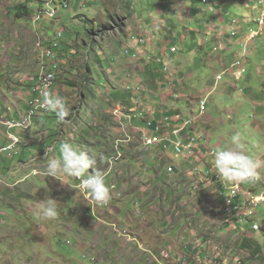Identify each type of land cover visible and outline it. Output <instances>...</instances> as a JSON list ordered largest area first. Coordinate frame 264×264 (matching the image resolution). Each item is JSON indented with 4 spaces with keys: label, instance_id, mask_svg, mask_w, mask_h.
I'll use <instances>...</instances> for the list:
<instances>
[{
    "label": "rangeland",
    "instance_id": "1",
    "mask_svg": "<svg viewBox=\"0 0 264 264\" xmlns=\"http://www.w3.org/2000/svg\"><path fill=\"white\" fill-rule=\"evenodd\" d=\"M38 1L40 0L25 7L22 4L24 0H0V117L7 118L8 115L11 117L15 114L18 116L17 110L21 111L22 103L28 110L29 104L25 101L34 89L33 82L38 74L44 39L47 46L59 45L60 48L57 50L63 52L62 58L65 63L69 64L67 69L73 66L69 76L71 81L67 79V82H74L78 85L79 94L73 93V89H70L72 86L69 84L63 85L57 82V86L54 87L56 92L67 88L63 91L65 94L63 101L69 99L68 103H65L69 116L63 122H60L57 117L48 118L47 128L50 129L45 128L44 131L38 130L41 124V120H38L37 126L32 128L34 132L32 136L22 139L28 148L18 145L14 151L2 150L0 152V264H126V262L129 264L127 256L129 249L121 254L107 255L108 260H100L91 248V243L99 240L98 236L101 231L96 232L95 228L102 229L106 227V224H103L101 228L97 227L99 224L96 223L101 219L97 215L101 214L97 212L96 219L90 215V207L85 202V189L81 187L80 181L75 180L71 182L72 184L68 181L63 183L47 175L45 169L51 156L44 154L50 146L49 142L53 140L51 144L54 143L56 137H50L46 147L47 141L45 140L54 130H60L61 135L56 138V150L53 157L60 158L59 149L63 142L78 146L89 155L93 153L98 158L103 157L106 152L103 159L107 161L109 157L112 162L103 163L101 170L109 172L105 175L107 178L105 182L110 189L117 185V182L120 186L129 183L139 184L138 186L142 187L158 180L159 184L168 181L177 185L182 189L178 194L183 197L182 201H185L182 217H192L197 221L199 236L214 234L215 239L212 243L221 250H226L224 251L226 257L244 258L245 255L243 256L240 251V243L245 233L232 228L228 230L222 226L223 221L216 207L217 193L201 195L202 190H199L200 193L194 190L196 186L201 187L207 184L201 178L199 171L190 175L191 171L189 172L186 168L192 167L190 164H197L196 166L204 168L199 163L202 152L184 155L178 153L179 158H176L175 163L184 164L186 170L183 169V174L178 173L172 176L165 174V170L163 171L165 167L167 172L168 170L174 172V168L169 166L173 165L171 159H162L161 163L164 166L158 165L157 167H153L148 161V158L157 157V153H160L159 149L152 153V148H146L148 155L145 161L142 151L145 147L139 142H134L131 146L132 144H129L134 139H125L126 134L123 130H128L125 127L126 117L114 115L116 107L124 105L125 103H122L124 101L128 100L135 105L131 98L122 100L123 89L128 83L122 88H113L114 86L120 87L121 80L127 82L126 75L121 73L119 80H110L107 70H114L113 65L124 61L122 58L133 59V55L126 54V47L128 43L137 40L133 38L137 33L133 27L138 24L141 28L140 38L147 40V43H140L138 40V45L143 48L151 45V48L155 49L150 64L153 61V65L163 72L165 71L162 69V64L156 60L163 59L172 65H168L165 74L166 79L171 81V90L167 91L166 86H163V93L168 94L166 95L168 98L163 99L160 105L171 106L174 113L172 116L175 115L177 107L182 108L187 118L191 120L190 128L198 131L202 138L201 143H208L211 149L220 150L228 147L231 135L240 132L248 154L264 164V28L254 22L250 23L251 20L262 16L258 14L263 8L261 3H258L254 10L252 4H255L256 0L251 2L249 0H209L212 4H220L218 10H231L229 18L234 17V20H237L244 12L249 14L244 18L245 24L238 22L237 35L228 38L223 35V33H231L227 29L209 27L208 30L205 27V22H209L208 19L216 22L217 16L209 12L211 5L194 4L193 0H122L119 5L115 4L112 10L107 9L109 2L105 0H69V8L63 7V0H57L54 5L58 9L56 18L43 15V19L34 22L37 11L42 7ZM129 1H132L131 10L126 7ZM19 3L22 6L20 8ZM171 3H176V5L173 4L177 7L176 10L170 7ZM43 6L46 4L44 3ZM199 6L203 11L201 10L197 15L190 16L182 11L187 8L196 10ZM130 14H135L133 21L130 19L132 16ZM162 16L166 20L164 27L156 19ZM126 24L130 26V30L128 33H121V39L113 36L107 37L102 40V43L99 42L97 54L92 51L89 53L90 58L86 57L96 81L91 88V79L89 89H87L84 85L87 62L82 61V51H89L86 43H89L94 33L101 35L104 28L114 27L123 30ZM63 30V37L60 38L58 34ZM191 30H196V32L192 33ZM242 31L244 33L247 31V37L240 41L236 38H239ZM126 35H128L127 40ZM166 40L172 41H167V48L158 47V44ZM254 41L255 45L252 44ZM96 47L95 43L94 49ZM173 48L177 51L172 52ZM76 49H81L79 55L75 54ZM165 50L169 51L165 53ZM241 57L248 61L250 69L245 76L251 75L252 84L247 78L241 79L242 81L235 80L231 73L225 74L224 79L220 80V75L225 72L224 67L232 66L235 60ZM221 61L226 66H222ZM133 62L135 70L131 66L126 68L127 73H133V82L137 83L138 79L142 78L145 80L143 84L146 85L149 75L143 71V67L147 61L140 57ZM127 64L129 65V62ZM60 66L65 67V64L60 62ZM174 69L179 70L178 73H175ZM177 79H184L182 86L184 85L188 90L182 86L179 88L175 86ZM227 79L230 80L225 83ZM249 90L254 94L249 95ZM206 96L209 102L206 109L207 114L205 112L201 114L199 99ZM249 100L263 102V107ZM147 101L153 103V99L152 101L147 99ZM174 103L177 106L173 105ZM167 109L168 107L164 111L166 112ZM169 119L171 120V115ZM183 124L186 125V123ZM5 126L0 122V149L5 143V137L9 135ZM88 129H91L88 134H81V132L87 133ZM14 131L18 133V130ZM94 133L100 136L97 137L98 140L101 139L97 142L100 151L95 150ZM67 136L68 138L64 140ZM121 140L125 147L122 153L117 155L114 151L116 147L121 146ZM18 151L20 155L13 159L11 155L14 156ZM36 155L38 157L34 158ZM182 158L187 160L184 161ZM112 168L116 169L111 172ZM34 169L36 174H34ZM152 169L157 170L156 174L153 175ZM89 173H93L92 168L89 169ZM210 173H216V170L213 169ZM64 184L67 186L65 187ZM230 184L228 182V185ZM242 186H244L243 183ZM256 187L264 191V180L257 182ZM119 190L117 186L113 191L115 200L120 202L114 201L111 197L108 205L120 203L119 213H125L121 222L126 225L127 231L132 233L128 230L129 226L136 227L131 229L134 231L140 229L139 239L149 248H151L149 244L162 246L165 239L172 240L173 248L167 250L171 256L164 260L163 264H175L174 260L177 258L173 252L176 246L175 253L177 254L188 256L193 254L192 247L196 246L194 243L184 244L179 238L167 232L170 229L174 230L175 218L171 217L170 223L166 225L169 228L164 227L163 229L164 217L167 218L171 213L169 211L161 213L155 208L164 204L166 192L157 199L155 207L151 205L136 207L135 203L127 204L128 199L124 197V194L122 198H117L116 195L121 192ZM156 195L157 191L153 200L156 199ZM228 197V190H225V196L220 198L225 200ZM46 198L54 199L57 204L60 216L56 221L37 219L34 215L39 204ZM235 202L236 200L233 199V203ZM246 211L250 214L249 218L240 222V227L249 235L256 233L260 241L264 243L262 237L264 236L262 231L264 229V203L259 207L246 209ZM114 219L117 218L112 215L109 220ZM255 224L261 226V229L256 231ZM165 233L167 238H165ZM151 234L154 237H150ZM218 252L221 251L218 250ZM218 252L216 250V256ZM140 256H135L132 264H145L137 261ZM245 257L248 259L247 256ZM224 262L229 261L224 259ZM244 263L262 264L257 260Z\"/></svg>",
    "mask_w": 264,
    "mask_h": 264
},
{
    "label": "clouds",
    "instance_id": "2",
    "mask_svg": "<svg viewBox=\"0 0 264 264\" xmlns=\"http://www.w3.org/2000/svg\"><path fill=\"white\" fill-rule=\"evenodd\" d=\"M36 1L37 0H24V3H22V4L25 7H29L32 2H36ZM56 1L57 0H40V1H38L42 4V7H41V10L37 11V16L34 18V22H39L41 19H43V15H47L50 18H56L57 14H58V9L54 7V5L56 4ZM249 1L251 2L252 0H249ZM63 2H64L63 7L69 8V0H63ZM44 3L46 4V6H43ZM199 3L204 4V5L210 4L211 5L210 10L213 13H216L217 11H219L218 9H219L220 5L212 4L209 0H201V1H199ZM258 3H261V5L263 6L262 11L260 13H258V14H262V16H258L256 19L251 20L250 23L254 22L258 25H262V27L264 28V0H256V3L252 4L254 10H256ZM173 4L176 5V3H171V7L175 6ZM20 7H22L21 4H20L19 8ZM190 10H191V8H190ZM254 10H252V11L254 12ZM192 14H193V11H192ZM230 14L231 13H229L228 16ZM239 16L240 17H238L237 20H234V17L229 18V22H228L229 29L228 30L231 31V33H227V34L223 33V35L225 37H227V35H229V34H230V37H234L235 35H237L236 28L238 27V22L244 23V18L247 15H244L242 13ZM244 24H243V28H244ZM215 28L226 29L222 25H216ZM107 30H108V27L104 28L103 32H106ZM234 32H235V34H233ZM63 34H64V30L60 31L58 36L60 38H62ZM98 36H100V35H98L97 33L93 34V38L89 42L91 45L89 47V51L85 52L83 54V57H82L83 58L82 61L84 60L83 61L84 63L87 62V73L85 74V81H84V85L87 87V89H89V83H90L91 79H92V82H91L92 87L91 88H93L96 81H95L93 70H91L90 63H88V61L86 60V57H88V59L90 58L89 53L92 52L91 51L92 46L94 47V45H95L94 42L97 41V39L99 38ZM134 38L139 40L136 37H134ZM59 48L60 47L58 44L47 46L45 39L43 40V53H42V58L40 60L39 69L37 66L38 74L34 78V82H33L35 84L34 89L31 90L29 97L25 101L29 104L28 110L26 109L27 111H25L23 113L18 112L20 110H17V113H21L19 115V117H15L14 115H12L10 117V115H9V117L4 118L2 116V117H0L1 123L6 125L5 122L8 120L20 121L22 116H24L28 113V111L30 109L31 101L37 97L42 98L41 107L45 108V109H39L37 111L36 116H35L32 124L35 123V119L38 118V115L41 114L42 112H54V113H56V116L60 122H63L69 116V112H68L67 107L65 105V103H68L67 101L69 99L63 101L62 95L60 94V92L63 91L64 89L56 92L57 90H55L54 87H56L57 84H59V83H62L63 85L69 84V86H72V87H70V89H73V93L79 94V92H78L79 86L76 85L74 82H71V83L67 82V79H68V81H71V80H69V76L72 73L71 69L73 66L70 69L66 68L69 66V64L64 62L61 52H59L57 50ZM80 50L81 49L74 50L75 54H77L78 51H80ZM176 51L177 50H175L174 48L172 49V52H176ZM126 54L131 55L129 49L126 51ZM139 56H140L139 53H135L133 55V59H129V60L133 62V60L137 59ZM152 56H153V54H151L150 57L147 56L145 59L147 62H146V65L144 67H148V69H146V71L148 70V72H150V71L155 72L158 70V73L160 74V76H165V74L168 70L169 63L164 61L163 59L156 60L158 63H160L164 66L163 70L165 72H163L157 66L153 65V61L150 64V60L153 59ZM60 62H61V64L64 63L65 67L62 66V68H61ZM239 62L241 63L240 65L238 64ZM248 70H249V68H248L247 60H243V58L241 57L240 59H236L235 62L232 64V66L226 67L225 72L222 73V75H220V80L224 79L225 74L231 73V75L235 78V80L239 81L245 77ZM144 71H145V69H144ZM147 75H151V73H148ZM130 77H131V74H130ZM45 85L47 86V90H42L43 87H45ZM232 85H234V83H232ZM123 90H124V94H123L122 100L124 98H131L132 100H134L135 106L132 105L128 100L127 101L123 100L124 102H122V103L123 104L125 103V104L124 105H118L115 109L116 114H114V115H116L118 117H120L121 115H124L126 117L125 127L128 128V130L127 129L123 130V132H125V134H126L125 139H134L137 136H135L133 134V132L129 128L128 124L133 123L134 120L139 118L140 114H141V116H144V115L148 116L149 115V113H147L145 109H142V108H144V104H146V105L150 104L147 101V97H145V93H147L146 92L147 89L142 85L141 82L138 81L136 83V82H132V80H131L127 84V87L124 88ZM125 96H127V97H125ZM147 96H148V94H147ZM117 97H119V95ZM154 97L155 96H153V98ZM197 99H198V97H197ZM204 100H206V105H207V103H208V97L207 96L201 97L199 99V103L201 106V113H203V112L206 113V109L205 110L202 109V101H204ZM21 110H23L22 107H21ZM119 113H121V114H119ZM169 117L170 116L167 115L165 117L164 121L159 122V123L155 122L156 120L152 119V118H154L153 116L150 117L151 119L148 120V124H147V126H145L146 129H143L141 131V136H138V137H142L144 145H146L145 144L146 138L160 137L161 138L160 143L154 144L152 146L146 145V148H151V147H154L156 145H159V146H163V148L165 150H168V149L173 147L174 154H176L177 156H179L178 153H182L184 155V154H193L196 152H202V157H201L199 163H201L204 168H200V167L196 166L197 164L196 165L192 164L191 166H193L195 168L193 169V167L192 168L190 167L188 169V171L189 172L191 171L190 175H194L197 171H199L201 174V178L205 181V183L207 185H202L201 187L196 186V187H194V190H198V192H199V190H202V193L199 192L201 195H203L204 193H217V196H216L217 205H216V207H217L218 211L220 212V215H221V218L223 221L222 226L227 228L228 230L230 228H232V229L239 230V232L245 233L244 238L241 240L240 246H241L242 242H244V240H246V239L251 243L250 245H248L247 249L240 247L241 253L243 254V256L244 255L247 256L248 259L245 256H244V258H240V257L231 258L229 256L226 257V254L224 252L226 250H221L220 247H217L216 245H214L212 243V241L215 239L214 234H212L211 236L208 234H203V235L199 236V232H198V228H197V221L195 219H193L192 217H190V218H183L182 217L183 203H181V205L179 206V211H180L179 219H180L182 233H184V231H186V230H190V228L197 229L196 233L191 234V236L189 238L182 240V242L184 244L188 243V242H192V244L194 243L196 246H194V247L191 246L192 251H194V252L190 256L175 253L174 256H176V258H177V260H174L175 264H178V261H179V264H245L244 262L249 261V260H252V261L257 260L258 262H261L262 264H264V243H262L260 241V238L257 237L256 233H254L253 235H249L245 232L244 229H242L240 227V222L249 218L250 214L246 211V208L248 207L249 203L245 204L244 195L241 197H238V198H231V191L229 189L230 187H233L235 185V183H237V184L243 183L244 188L253 191L257 195L264 194V191H263V193L259 194V192L261 190H259L258 187H256L257 182L264 180V164H262L260 160H258L255 157L248 154V150L245 146L243 136L240 132H235L234 134L231 135L230 145L228 147L222 148L220 150H215V149H211L210 145L208 143H206V144L201 143L200 140H202V138L199 136L198 131H197V135H192L190 133H186L187 128L190 127V122H191L190 119H188V120L181 119L180 120L181 116L179 115L178 123L180 121H183V123H186V125L181 123V124H178L176 127H173L171 123L164 125V123L169 122V121H167V120H170ZM1 118L3 119V121ZM6 126L4 128H7V133L9 135L5 138L10 140V139H12L11 135H13V134H11V131H12V128H14V127H9L8 125H6ZM19 128H22V127H19ZM179 128H183V130L181 131L179 136L173 134V131L176 129H179ZM90 130L91 129H88L87 133L81 132V134L86 135L90 132ZM164 130H168V132H164ZM94 131L95 130H93V132ZM68 135H69V133H68ZM97 137H100V136H98L96 133H94V140L95 141L101 140V139L98 140ZM67 138H68V136L65 137L64 140ZM179 139H182V141L185 144H189V143L193 142L194 143L193 151L191 152L190 150H187V149H184L182 152L177 151V149L175 148V143ZM54 140H55L54 143L51 144V142H53V140L49 143L50 146L45 151L46 153L44 154V155H50L51 156V157H49L50 160L48 161L47 167L45 169L47 175L51 176V177H53V178H55V179H57L63 183H64V180H63L64 177H72L74 179V181L79 180L81 187L83 189H85L84 190V196L86 197L85 202L90 207V211H89L90 215H92V213H93L91 211V208L93 210V202L94 201L98 205H102L103 207L108 206V202L110 201L112 195L114 196L113 190L115 187H117V185L112 186L110 189L109 186L105 182V180L107 179L105 175H108L109 172L101 170V167L103 166V163L105 164V162L110 161L109 157H108L107 161H105L103 159L106 152L103 155V157L98 158L93 153H91V155H89L88 152L84 151L83 149H81L78 146H74L73 144H71L69 142H63L60 145V149H59L61 156H60V158H56V157H53V154L55 153V150H56L55 144L57 142V139L55 138ZM121 143H122L121 146L116 147V150L114 151V153L117 155L122 153V151L124 150L125 145L123 144L122 140H121ZM17 144H16L15 148H17ZM131 144H132V142L129 145H131ZM10 145H11V143L8 146H10ZM8 146H6V147H8ZM97 146L98 145L95 142V147H97ZM4 148L5 147H2V149H0V152L2 150L5 151ZM7 151H11V150H7ZM37 157H38V155H36L34 158H37ZM111 162H112V160L109 163H111ZM99 165H100V167H98ZM116 166H117V162H116ZM169 166H172L174 168V172H169V170H168L167 173L168 174L169 173L170 174L176 173L175 166H173V165H169ZM169 166H168V168H169ZM90 168L93 169V173H89ZM115 169L116 168H112L111 172L114 171ZM213 169L216 170V173L218 174L219 178H217L214 173L212 175H208V172H211ZM34 174H36L35 169H34ZM228 182H230L231 184L228 185ZM168 183H171V182L166 181L163 183V185H167ZM225 190H228L229 197L226 198L225 200H223L220 197L225 196ZM121 197H123V193H122ZM182 199H183V197H182ZM233 199L236 200L235 203H233ZM247 209H249V208H247ZM195 212L197 213L196 210H195ZM242 212H247L248 215L242 214ZM85 214L87 215V213H85ZM34 215L36 216L37 219H42V220H46V221H56V220H58V218L60 216V212H59V209L57 207L55 200L50 199V198H46L44 201H42L39 204ZM94 218L96 219V216H94ZM165 218L166 217H164V219ZM175 226L177 227V223H175ZM254 229L256 231H258L261 229V226H259L258 224H255ZM262 231L264 232V229ZM120 233H121V235L128 234V231L126 230V228H121ZM262 237L264 238V236H262ZM92 243H94V242H92ZM254 249L255 250H261V251L257 252L256 255H252V251ZM142 250L148 255L149 254L153 255L152 249L147 247V246H142ZM216 250H217V252H218V250L221 251L220 253L218 252V256H216ZM243 251H244V253H243ZM157 256L155 255V259H156L155 262H157L156 264H163L164 260L169 258L171 256V254L166 251L162 255L157 254ZM134 257L135 256H133V258ZM141 258H143V260L140 262H144L145 264H148V261H147V258L145 255H141ZM152 258H154V256L153 257L151 256V259ZM108 259L109 258L106 256V260H108ZM224 259L226 261H229V262L225 263ZM128 260L130 261V258H128ZM183 260H184V262H183ZM126 264H127V262H126Z\"/></svg>",
    "mask_w": 264,
    "mask_h": 264
},
{
    "label": "crops",
    "instance_id": "3",
    "mask_svg": "<svg viewBox=\"0 0 264 264\" xmlns=\"http://www.w3.org/2000/svg\"><path fill=\"white\" fill-rule=\"evenodd\" d=\"M105 1L109 2V8H107V9L108 10H112L114 8L115 4L119 5L120 1H122V0H105ZM125 1H128V0H125ZM20 4L21 3H19V6H20ZM110 5L112 7L111 9H110ZM217 5H220V4H217ZM126 7H127L128 10H131L132 1H129L126 4ZM170 7H171V5H170ZM171 8L173 10H176L177 7H174V8L171 7ZM197 9L194 10L193 8H191V10H190V8H187L186 10H182V11H183V13L192 16V11H193V15H197L202 10V8L200 6ZM230 11L231 10H219V12L213 13V12H211V10H209V12L212 13L215 17L217 16L216 17V22H213L210 19H208L209 22H207V21L205 22V27L208 28V30H209L210 29L209 27H214L215 28L216 25H222L228 30L229 29V24H228L229 16H228V14L230 13ZM243 14L244 15H249V14H247V12H244ZM131 15L132 14H130V16ZM134 18H135V14H133L130 17V19L132 21L134 20ZM156 19H157L158 23H161V26L164 27V24L166 22L165 18L162 16V17L156 18ZM210 22H213V23H210ZM131 24H134V23H131ZM133 28L135 30H137V33L133 36V38L134 37L138 38L140 43H147V40L145 38H140V33L139 32L141 31V28L139 27V25L135 24ZM129 30H130V26L127 25V24L125 25L123 30H119L118 28H114V27H111L110 29L108 28V30L106 32H103L100 36H98L99 38L97 39L96 42H94V43L97 44V47H96V49H94L95 45H94V47L92 46L91 51H94L95 54H97V49H98V46H99V42L102 43L103 42L102 40H105L107 37L109 38L111 36L118 37V38L121 39V37H122L121 33H128ZM191 32L195 33L196 30H191ZM213 33H214V31H213ZM227 37H230V34L227 35ZM238 37L239 38H236V39H239L240 41L242 39L245 40V38L247 37V31L245 33H244V31H242V33ZM127 39H128V35H126V40ZM167 41L172 42L171 40H166L165 42H161L160 44H158V47L167 48ZM197 41L199 42V39ZM255 41L252 42L253 45H255ZM90 46H91L90 43H86V47H90ZM128 49L130 50V54L131 55H134L135 53H139L140 56L138 58L141 57L143 59H146L147 56L150 57L151 54H153V51H155V49L151 48V45H150V47L147 45L145 48L140 47L138 45V40H135L132 43H128V45L126 47V51ZM168 51L169 50H165V53H167ZM84 53H85V51H82V54H84ZM61 54H62V56L64 55L63 52H61ZM79 54H80V51H78L77 55H79ZM172 54H174V53H172ZM122 59L124 61L117 62V64L119 63L118 65H113L114 70H107L108 74L110 75V76H108V75L107 76H108V78L110 80L111 79L112 80L113 79L114 80H119L120 79L119 74L123 73V75H126L127 82L125 80H121L122 83L120 84V87L114 86L113 88H122L124 86V84L129 83L131 80L133 82V79H132L133 78V73L132 72L131 73H127L126 68H130L132 66V69H134L135 64H134V62L130 61L129 59H124V58H122ZM78 61H81V60H78ZM128 62H129V65L127 64ZM247 63H248V61H247ZM169 64L171 65L170 62H169ZM221 65L222 66L223 65L226 66L225 64H223V61H221ZM162 67L164 68L163 65H162ZM226 67H224V68L226 69ZM248 68L250 69V67H248ZM144 69H145V72H148V70L146 71V69H148V67H144L143 71H144ZM178 71L179 70L174 69L175 73H178ZM105 72H106V70H105ZM148 73H151V75H149L148 83L146 85L143 84V81H145V80H143L142 78H141V80L138 79V81L141 82L142 85L147 89V94H148L147 99H150V100L153 99V101H152L153 103H150L148 105L144 104V108H142V109H145L146 112L149 113V115H148L149 117L153 116L154 118H152V119L156 120L155 122H157V123L164 121V119H165V117L167 115H169V116L171 115V120L169 122L164 123V125H166L168 123H171L173 127H176L178 124L183 123V121H180L178 123L179 115L181 116L180 120L181 119L188 120L189 118H187V115H185V113L182 110V108L177 107L175 115L172 116L174 113L171 110L172 109L171 106L160 105V103H162L163 99L165 100V99L168 98V97H166V95H168V94H164L163 93V90H162L163 86L165 85L166 86V90L170 91L171 90V86H170V82L171 81L167 80L166 76L165 77L164 76H160V74L158 73V70L155 71V72H151L150 71ZM248 73H249V70H248L247 74ZM130 74H131V77H130ZM129 77H130V79H129ZM246 78L249 81V83L252 84L253 79H252L251 75L250 76H245V78H243V79H246ZM183 80L184 79H177V83H176L175 86H177L178 88L180 86H182V81ZM229 80L230 79H227L225 81V83L229 82ZM182 87L185 90L187 89V88L184 87V85ZM63 89L67 90V88H63ZM63 91L60 92V94L62 95V98H64V95H65L63 93ZM118 93H119V91H118ZM251 94H254V93L251 90H249V95H251ZM153 96H155V97L153 98ZM249 101L251 103H254V104H257V105H260V106H262V104H263V102H260L258 100H249ZM173 105H176V104L174 103ZM190 106H192V103H190ZM167 107H168V109L165 112L164 110ZM22 108H23V110L18 111V112L23 113V112L26 111L27 108H26L24 103H22ZM1 109H2V107H1ZM21 113H18V114L20 115ZM16 115H14V116L15 117H19V115L18 116H16ZM8 117H9V115H8ZM159 119H160V121H159ZM128 126L132 130L133 134L135 136H137V137L134 138V141L132 143L139 142L140 144H142L145 147V149H143L142 151L144 153L145 161H147L146 156L148 154L145 151L146 150V145H144L142 137H138V136H141V131L143 129H146L145 126H147V125L142 124L140 122L139 118H137L136 120H134L133 123L128 124ZM186 131H187L186 133H190L192 135H197V132L195 130L191 129L190 127H188ZM164 132H168V130H164ZM135 139H136V141H135ZM97 142L98 141H96V143ZM131 146H133V144ZM151 148H152L151 149L152 151L151 150L150 151L152 153H155L158 149L160 150V151L158 150L160 153L159 154L157 153V155H156L157 157L156 158H148L149 163L153 167H157L158 165H163L164 166V164L161 163L162 159L163 160L164 159H171L172 162H173L172 164L176 168V173H174V174H178V173L183 174L182 171L190 168V167H188V168L184 169V164L175 163L176 158H179V157L174 154L173 147L168 149V150H165L163 148V146H159V145H156V146L151 147ZM95 150L99 151L100 150L99 146L95 147ZM152 159H154L153 162H151ZM182 159L184 161L187 160L186 158H182ZM25 162H27V161H25ZM187 163H189V162H186V164ZM190 165H192V164H190ZM98 167H100V165ZM154 170H156V169H152L153 175L156 174V172H157V170L156 171H154ZM163 171L165 172V174H168L166 169H165V167L163 168ZM168 175L172 176L173 174H168ZM162 176H164V175H162ZM64 178H65L64 181H68L69 183L75 182L74 180H72L73 179L72 177H64ZM138 185L139 184L131 185L129 183H125L124 185L120 186V184L117 183V186L120 188L119 191H121V192H119L118 195H116V197L117 198H122L121 196H122V193H123L124 197H127V199H128L127 204L135 203L136 207H143V205H151L152 207H155L154 205H155L157 199L159 197H161L162 193L165 194V192H166V197H165L164 204H162L161 207H159V208H155V209L159 210L161 213L166 212V211H169L171 213L170 216L165 218V221L163 220V229H165L164 227H167V229L169 228V226H166V225L170 223L169 219L171 217H173V218H175V223H177V227L175 226L174 230H171V229L167 230L169 235H174L175 237L179 238L182 241V240H185V239L189 238L191 236V234H194V233L197 232V229L190 228V230H186V231H184V233H182L180 219H179V216H180L179 206L181 205V203L185 204V201L183 202L182 201V196L180 194H178V192L182 191L181 188H178L177 185H173L171 183H168L167 185L159 184L158 180H155L152 183L146 184V185H144L142 187H140ZM64 186L66 187L67 185L64 184ZM156 191H157L156 199L153 200ZM112 198L114 199V201L120 202L119 200H115L113 195H112ZM119 205H120V203L116 204V205L113 204V203H110L108 206L103 207L102 205H98L95 201L93 202V210L91 208V211L93 212L92 215L96 216L97 212H99L101 214V215H97V216H99L101 218L100 221H98L96 223V224H99V226H97V227L101 228L103 224H106V227H103L102 229L95 228L96 232H99L100 230L101 231H100L99 236H98L99 240L94 242V243H92L91 244V248L99 256L100 260H106V256L109 255V254H112V255L113 254H121L124 250L129 249V251L127 252V256H128V258H130L129 264H132L134 262L135 258H133V256H137V255H145L146 258H147L148 264H156L157 262H155V260H156L155 259V255L156 256H157V254L162 255L164 252H166L168 250V248H170V249L173 248V244L171 242L172 240L171 241H167V239H165V241L163 242L162 246H159L158 244H156V245L149 244L151 249H152V251H153V255L146 254L142 250V246H145V245L139 239L140 229H139V231H134V230H131V229H135L136 227L129 226L128 230H130L132 233H130L128 231V234L121 235V233H120L121 228H126V225H123L122 222H121L122 219L125 217L123 215L125 213L124 212L122 214L119 213ZM112 215L115 216L117 219L109 220ZM126 230H127V228H126ZM150 237H154V236L151 234ZM165 238H167L166 237V233H165ZM161 248H163V250H165V251L161 250ZM176 248H177V246L175 247L173 254H175ZM151 256H154V258L151 259ZM101 258H103V259H101ZM142 260H143V258H141V256L139 257V259H137L138 262H140Z\"/></svg>",
    "mask_w": 264,
    "mask_h": 264
},
{
    "label": "built area",
    "instance_id": "4",
    "mask_svg": "<svg viewBox=\"0 0 264 264\" xmlns=\"http://www.w3.org/2000/svg\"><path fill=\"white\" fill-rule=\"evenodd\" d=\"M235 34V32L233 33ZM239 65L241 64L240 62L238 63ZM42 90H47V86L45 85V87H43ZM34 100H37V108L33 109V112H37L39 109H44L41 107V102H42V98L41 97H37ZM202 109L205 110L206 109V100L202 101ZM6 125H8L9 127H23L26 128L28 126H30L32 124V121H23V116L21 118L20 121H6L5 122ZM183 130V128H179L173 131V134L178 135L181 133V131ZM11 138L13 139V143L8 146L5 147L4 150H13L16 147V144L20 141V139L17 136L11 135ZM158 138L160 137H154V138H146L145 144L148 146H152L154 144L158 143ZM193 147H194V143L191 142L189 144H185L182 139H179L176 143H175V148L177 149V151L182 152L184 149L190 150L191 152L193 151ZM171 172V171H169ZM213 173L208 172V175H212ZM216 175L217 178H219L217 173H214ZM254 188V187H253ZM231 191V198H238L244 195L245 197V204L249 203V204H255V206H257L259 203L264 202V194L261 195H257L256 193H254L253 191L250 190L249 193H239L237 192V188H236V183L233 187L229 188ZM247 209V208H246ZM242 214L248 215L247 212H242Z\"/></svg>",
    "mask_w": 264,
    "mask_h": 264
},
{
    "label": "trees",
    "instance_id": "5",
    "mask_svg": "<svg viewBox=\"0 0 264 264\" xmlns=\"http://www.w3.org/2000/svg\"><path fill=\"white\" fill-rule=\"evenodd\" d=\"M199 1H201V0H193V3L194 4H197V3H199ZM209 103V102H208ZM208 103H207V105H206V109H207V106H208ZM135 106V105H134ZM55 117H57L56 116V113H54V112H50V113H48V112H42L41 114H39L38 115V118H36L35 119V123L34 124H32V125H30V126H28V127H26V128H19V127H14V128H12V131H11V134H13L14 136H17L19 139H20V141H19V143L17 144V147H18V145H23V146H26L27 148H28V145H25V143H23L22 142V139H25L26 137H30V136H32V134L34 133L33 131H32V128L34 127H36L37 126V122H38V120L40 121L41 120V124H40V127H39V129L38 130H41V131H44V129L45 128H47V119L48 118H55ZM151 118L149 117V116H147V115H144V116H141V114L139 115V120H140V122L142 123V124H144V125H147L148 124V120H150ZM167 121H170V120H167ZM47 129H50V128H47ZM14 130H18V133H15V131ZM50 133V132H49ZM61 135V132H60V130L59 131H53L52 132V134H50L49 136H48V139L47 140H45V141H47L46 142V144H45V147L48 145V140H49V138L50 137H56L57 138V136L59 137ZM52 140V139H51ZM51 142V141H50ZM49 142V143H50ZM12 144L13 143V140L12 139H5V143H3V147H6V146H8L9 144ZM33 145H35V144H33ZM44 147V148H45ZM35 148V147H34ZM43 148V149H44ZM16 149V148H15ZM14 149V150H15ZM14 150H11V151H14ZM17 155H20V151H18V152H15V155L14 156H12L11 155V157H13V159H16V157H18ZM193 167V166H192ZM191 167V168H192ZM261 193H263V191H260L259 192V194H261ZM264 202H261V203H259L257 206H255V207H259L260 205H262ZM251 243L246 239V240H244V242H242V244H241V248H245V249H247L248 248V245H250ZM259 251H261V250H253L252 251V255H256L257 254V252H259Z\"/></svg>",
    "mask_w": 264,
    "mask_h": 264
},
{
    "label": "bare ground",
    "instance_id": "6",
    "mask_svg": "<svg viewBox=\"0 0 264 264\" xmlns=\"http://www.w3.org/2000/svg\"><path fill=\"white\" fill-rule=\"evenodd\" d=\"M36 108H37V100H32L30 103V109H29L28 113L23 116V121H30L31 120L33 123V120H34L36 113H37V112H33V109H36ZM160 141H161V138H158V143H160ZM236 188H237V192H239V193H249L250 192L249 189H246V188H244V186H242V183H238V184L236 183ZM252 207H255V204H249L247 208H252Z\"/></svg>",
    "mask_w": 264,
    "mask_h": 264
}]
</instances>
